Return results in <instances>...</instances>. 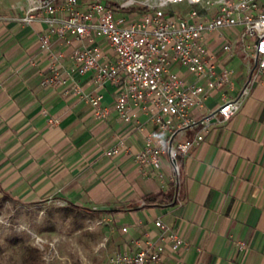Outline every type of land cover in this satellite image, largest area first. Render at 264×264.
<instances>
[{
  "label": "crops",
  "instance_id": "0c3cea01",
  "mask_svg": "<svg viewBox=\"0 0 264 264\" xmlns=\"http://www.w3.org/2000/svg\"><path fill=\"white\" fill-rule=\"evenodd\" d=\"M28 3L0 0V189L22 205L54 200L121 209L96 217L113 226L106 234L110 257L135 253L149 241L164 248L160 264H264V72L254 80V61L244 53L250 41L240 42L241 26L204 36L218 70H232L233 85L205 87L191 115L202 120L215 113L253 79L250 92L227 121L214 114L202 140L178 157L175 177L165 155L159 171L135 161L146 136L155 135L148 114L138 108L137 126L123 122L112 106L115 87L98 88L89 73L76 74L75 42L67 45L53 34L48 48H41L46 15L41 11L32 24L23 22ZM225 40L233 45L229 55L221 52ZM56 56L61 58L54 69ZM175 71L188 84H205L182 68ZM96 94L104 117L86 100ZM196 131L177 133L172 144L192 140ZM120 141L125 150L107 156ZM158 191L169 192L170 199L142 207L143 196ZM156 220L165 228L156 227ZM172 234L183 241L174 251Z\"/></svg>",
  "mask_w": 264,
  "mask_h": 264
},
{
  "label": "built area",
  "instance_id": "2783aa9c",
  "mask_svg": "<svg viewBox=\"0 0 264 264\" xmlns=\"http://www.w3.org/2000/svg\"><path fill=\"white\" fill-rule=\"evenodd\" d=\"M25 16L21 19L32 24L40 12L46 31L40 36L41 48H48L51 35L58 34L72 47L71 61L78 75L89 73L92 83L100 88L111 83L114 89L113 110L125 123L137 126L136 110H144L152 124L154 134H148L141 151L134 159L141 166L159 171L162 156L172 165L173 176L180 173L178 157L188 153L208 131L209 120L217 113L221 122L227 121L240 108L248 96L253 79L245 83L238 94L225 100L215 113L202 120L191 115V109L200 106L209 89L233 85L232 70L219 63L204 43L207 33L230 31L241 26L240 42L250 41L244 53L254 61V80L264 72V0H155L145 10H128L126 2L119 5L101 1L84 4L81 0H28ZM187 2L201 4L206 14L190 9L185 16L166 12L169 5ZM148 7V8H147ZM213 9L208 14L209 9ZM127 10V12H126ZM65 12V18L58 14ZM69 34V38L67 35ZM227 55L233 52L229 40L221 46ZM60 56L54 58L52 67H59ZM182 68L204 85L188 84L176 71ZM97 117L107 110L101 105V96H86ZM197 129L192 140L173 145L175 135L183 130ZM125 150L120 141L106 151L109 157ZM156 227L165 225L156 220ZM171 250L183 241L172 234ZM164 248L146 241L135 253L113 254L108 264H160Z\"/></svg>",
  "mask_w": 264,
  "mask_h": 264
},
{
  "label": "rangeland",
  "instance_id": "374dc122",
  "mask_svg": "<svg viewBox=\"0 0 264 264\" xmlns=\"http://www.w3.org/2000/svg\"><path fill=\"white\" fill-rule=\"evenodd\" d=\"M81 1L84 4L101 1L111 6L126 2L128 9L141 11L155 4V0ZM190 9L206 14L201 4L194 6L187 2L169 5L164 10L183 16ZM65 206L54 200L22 205L12 200L2 201L0 195V264H23L24 244L39 249L40 264H105L110 257V238L106 241V234L113 226L108 219L84 211H67Z\"/></svg>",
  "mask_w": 264,
  "mask_h": 264
},
{
  "label": "trees",
  "instance_id": "16d2710c",
  "mask_svg": "<svg viewBox=\"0 0 264 264\" xmlns=\"http://www.w3.org/2000/svg\"><path fill=\"white\" fill-rule=\"evenodd\" d=\"M128 10L133 11L135 9L129 8ZM0 195L2 201L12 200L11 197L8 194L4 193L1 189H0ZM169 199H170L169 192L158 191L155 193H149L143 196L142 207L155 206L158 203L168 201ZM65 209L67 211H84L89 213L93 217H101L103 213L112 214L121 211V209L119 208H113L109 210L89 209V208L76 206L72 203H67ZM22 250H23V264H40L41 252L39 251L38 248H35L29 244H24L22 245Z\"/></svg>",
  "mask_w": 264,
  "mask_h": 264
}]
</instances>
